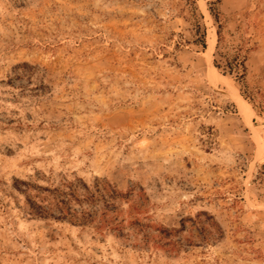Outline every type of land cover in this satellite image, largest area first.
<instances>
[{"label": "rangeland", "instance_id": "obj_1", "mask_svg": "<svg viewBox=\"0 0 264 264\" xmlns=\"http://www.w3.org/2000/svg\"><path fill=\"white\" fill-rule=\"evenodd\" d=\"M0 264H264V0H0Z\"/></svg>", "mask_w": 264, "mask_h": 264}, {"label": "trees", "instance_id": "obj_2", "mask_svg": "<svg viewBox=\"0 0 264 264\" xmlns=\"http://www.w3.org/2000/svg\"><path fill=\"white\" fill-rule=\"evenodd\" d=\"M211 14L213 16V18L215 19L216 23L218 24V30H217V35H218V45H217V49L219 48L220 42H221V24H220V17H219V13L215 12L214 9H210ZM203 45L205 46L204 42ZM221 59H222V65L224 67H226L228 69V73L229 74H237V76H239V78H243L244 77V72L246 67H245V59L242 58L241 54L237 51L236 53L232 54V55H228V54H221L220 55ZM217 68H220L221 65L217 64L216 65Z\"/></svg>", "mask_w": 264, "mask_h": 264}]
</instances>
